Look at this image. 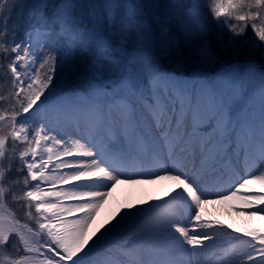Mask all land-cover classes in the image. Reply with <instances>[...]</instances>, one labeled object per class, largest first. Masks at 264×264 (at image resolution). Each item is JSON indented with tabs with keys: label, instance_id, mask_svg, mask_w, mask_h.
<instances>
[{
	"label": "snow or ice",
	"instance_id": "6c2138e0",
	"mask_svg": "<svg viewBox=\"0 0 264 264\" xmlns=\"http://www.w3.org/2000/svg\"><path fill=\"white\" fill-rule=\"evenodd\" d=\"M208 4L211 21L197 0H40L18 36L23 0H0V264H264V233L207 218L264 216V0ZM246 47L259 61L240 63ZM143 178L165 196L90 232Z\"/></svg>",
	"mask_w": 264,
	"mask_h": 264
},
{
	"label": "bare ground",
	"instance_id": "6f19581e",
	"mask_svg": "<svg viewBox=\"0 0 264 264\" xmlns=\"http://www.w3.org/2000/svg\"><path fill=\"white\" fill-rule=\"evenodd\" d=\"M66 131L69 133V137L76 131L75 128L69 126ZM98 148L101 147L100 142L97 141ZM65 160H74L75 157H65ZM61 172H70L71 169H62ZM138 171V169H129V172ZM231 174L224 177L220 184L226 181ZM123 178V177H121ZM136 179H141V177L134 176ZM144 182L137 184H119L111 191V195L107 198V202L100 208V210L96 214V219L93 222L90 232L94 231L97 227L104 224L106 225L109 220H111L112 216L118 212H121V209L128 210V206H143L147 207V204H144V201L156 202V197L165 196V192L170 186V182L161 181L158 183H151L147 178H143ZM47 187V185H44ZM64 189H70L72 187L69 185L58 186ZM226 187H221L222 190ZM254 189L259 190V185H254ZM247 191V190H244ZM210 199H216V197H209ZM66 203H76V201H65ZM235 205L232 207L231 205ZM245 206L238 202H228L225 204H211L208 206V211L210 213L208 219H217L224 222V225H232L233 229L241 228L248 230H255L258 233H264V216H248L239 209H243ZM135 211V208L131 209ZM72 219L73 217H68ZM118 218V217H117ZM115 221H113L114 223ZM110 226V225H109ZM233 229H228V231H233ZM234 235H242L241 233H233ZM246 239H250V237H245ZM123 239V237L121 238ZM129 246H132L129 242ZM186 262H191L192 258H185ZM201 264H206L207 257L201 256L199 257Z\"/></svg>",
	"mask_w": 264,
	"mask_h": 264
},
{
	"label": "rangeland",
	"instance_id": "374dc122",
	"mask_svg": "<svg viewBox=\"0 0 264 264\" xmlns=\"http://www.w3.org/2000/svg\"><path fill=\"white\" fill-rule=\"evenodd\" d=\"M50 2L55 4L56 6H59L61 3H63V0H50ZM79 2L85 3L86 0H79ZM97 2L102 3L103 0H97ZM162 2L169 4L172 2V0H162ZM197 2L200 4L201 11L204 14L205 18L208 19L209 21H211L213 18L209 12L208 0H197ZM39 4H40V0H23V8H20L18 6L14 10L10 24L12 22H17L21 25V27L23 24H24V26H30V24L33 22V20L35 18L34 13L39 11ZM173 29L176 33L175 39L179 43L180 41L183 40V37L180 34V31L175 28V26H173ZM20 31H21V28H20L19 32L17 33L18 36L23 35V33L20 34ZM246 36L254 37V33H252L251 30L249 29V31L246 33ZM224 38L226 40V35ZM213 39L215 40V37H213ZM225 59L227 60L228 58L226 57ZM237 59L240 61L241 64L244 63L246 60L259 61V59H260L259 50L253 51L252 49L246 47L244 49L243 53ZM0 62L4 63L5 65L7 63V61L3 60L2 58H0ZM224 66H225V61H221L220 66L217 68V72L222 71ZM54 83L59 85L62 89L67 90V84H66L65 80L63 79V77L54 78ZM47 94L48 93H46V95ZM10 150H11V142H10ZM22 187H23L22 185L18 186L17 191L19 192ZM10 209L17 215V218L20 219L21 223H29L30 226L34 227V224L27 221V219L24 217L23 211L20 208V205L18 203L12 202L10 204Z\"/></svg>",
	"mask_w": 264,
	"mask_h": 264
},
{
	"label": "trees",
	"instance_id": "16d2710c",
	"mask_svg": "<svg viewBox=\"0 0 264 264\" xmlns=\"http://www.w3.org/2000/svg\"><path fill=\"white\" fill-rule=\"evenodd\" d=\"M27 27H29V26H24V24H23L22 27H21L20 34H22V33H23V30H24L25 28H27ZM20 36H21V35H20Z\"/></svg>",
	"mask_w": 264,
	"mask_h": 264
}]
</instances>
